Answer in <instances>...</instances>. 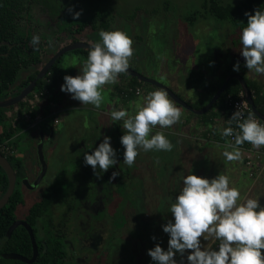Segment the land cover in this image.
<instances>
[{"label":"flooded vegetation","instance_id":"af4514ba","mask_svg":"<svg viewBox=\"0 0 264 264\" xmlns=\"http://www.w3.org/2000/svg\"><path fill=\"white\" fill-rule=\"evenodd\" d=\"M89 1L0 0V78L9 63L17 70L16 84L5 89L0 96H15L22 83L33 74L38 75L57 51L72 42L81 41L76 36L82 35L85 27L97 28L100 21L101 26L103 22L110 23L102 3ZM111 2L114 3L113 0ZM75 12L81 13L79 17L74 16ZM105 17L108 21L103 19ZM33 35L40 36L36 48L31 44ZM64 58L59 59L60 63ZM39 80L46 82L45 79ZM50 85L47 86L50 88ZM42 88L37 82L31 97L48 100L47 105L36 106L35 117L38 120L33 128L22 137L16 135V138L21 137L22 146H18L17 141V148L12 147L13 154L0 149L17 175L15 191L0 209L2 217L10 219L7 232L0 241V250L3 249L0 258L4 254L20 255L27 260L34 258L35 247L29 226L37 244L34 261L8 260L18 261V264H121L137 259L138 254L129 248L134 240L122 230L132 225L138 191L143 187L145 191L147 188L153 190L151 185L144 183L145 172L137 171L139 168L135 163L131 167L126 165L123 146L113 140L111 143L118 150L119 164L105 173L100 172L102 178H98L92 167L85 165L83 154L91 153L103 139L90 138L76 143L71 137L78 134L77 129L71 132L69 140L66 136L69 132L62 135L59 131L61 119L56 124L51 116L53 110L60 111L59 105L56 102L50 104L49 95H43ZM0 125L9 128L6 120H2ZM41 151L46 163L45 171L40 161ZM113 172L118 174L114 179ZM25 177L32 183L38 181L37 187L31 189L24 185L22 180ZM13 196L21 200L16 206L15 201H11ZM11 206L14 208L10 217L8 209ZM142 216L146 217L145 213ZM15 222L19 225L9 234Z\"/></svg>","mask_w":264,"mask_h":264},{"label":"rangeland","instance_id":"374dc122","mask_svg":"<svg viewBox=\"0 0 264 264\" xmlns=\"http://www.w3.org/2000/svg\"><path fill=\"white\" fill-rule=\"evenodd\" d=\"M90 1L92 3H102V8L107 10L108 18H110L109 26L108 28L101 26L100 21L97 28L85 27L83 34L79 37L76 36V38L82 39L81 41L88 44H93L101 41L99 36L101 30L124 31L133 41L134 53L129 58V67L144 76H155L152 79L160 82H167L169 77L166 74L169 73V76L174 79V83L177 84H173L175 90H179L185 81H191L190 76L192 75L195 76L196 85L202 84L209 87L213 82L220 83L226 75L223 73L224 67H227L232 61L235 63L239 61L240 64L244 61L239 52L241 43L238 39L240 34L236 35L241 33L242 30H238L229 22L218 21L209 11L202 8L203 0H113V4L112 0ZM166 1L169 2L168 7H165ZM221 1L223 3H238L242 0ZM89 5L93 6L91 3ZM137 7H142V11L136 15ZM156 8H158L157 12L155 11ZM198 10L202 12L199 13L197 21L193 24L188 23L187 16ZM106 18L103 19L108 21ZM65 57V59L79 57L78 59L81 61L79 67H76L75 70H69L70 75L76 76L78 73H82L83 68L81 67H83L87 57L82 54L76 56L72 52ZM171 72H173V75ZM119 77L122 86L129 90L130 77L128 73H120ZM197 79L204 80L198 83ZM62 84L60 82L58 85L51 86L54 97L64 108L70 106L73 110L67 109L64 116L62 115L64 122L59 125L60 133L64 135L69 132L66 135L69 140L72 136L71 132L77 129L80 134H74L71 137L76 143L89 141V136L93 140L94 137L102 138L104 134L99 132V129L93 125L90 119L91 114H102L94 110L95 106L85 105L80 101L77 102L71 98L70 94L62 92ZM142 86L145 92H142L141 99L144 98L146 92L148 93L147 90L153 87L149 83H142ZM102 94L104 96L102 103L110 106L109 93L102 91ZM179 94L183 97L182 99L189 98L184 91ZM128 96L124 98L119 93L117 94L118 104L124 105V109L127 111L129 102L137 98V95L132 92ZM27 101H32L41 107L44 104L43 99H33L31 95L27 98ZM99 108L103 110L104 105L101 104ZM14 109H16V106L1 108L0 114H5L10 118L14 113ZM83 115L88 116L86 121L83 120L85 125L75 127V122L72 125L70 124V121ZM193 116L190 114L188 117L191 119ZM101 120L106 124L108 118L103 117ZM182 128L179 121L170 128L159 126V131L153 129L150 135L163 132L174 145L173 149L171 151L151 150L148 152L141 149L134 162L139 168L137 171H141L143 174L145 172L144 180L146 182L144 183H148L147 186L151 185L153 190L147 188V191H145L143 187L136 194L137 205L136 211L133 212L132 225L127 226L125 230H122V233H128L131 239L134 240V244L130 243L129 248L132 252L137 253L138 257L131 260V262L121 264H151V258L147 254L148 249L153 248L156 243H160L165 250L167 249L169 237L168 234L163 232L162 225L168 219H172L169 209L182 189L183 178L186 175L194 173L211 179L218 174L225 175V172L228 173L230 170L229 165L233 169L231 161H228L223 155L225 150L229 151L225 145H216V150H214L213 148L208 149L211 145L205 144L202 145V148L207 152H199L192 147L191 140L177 135V129L181 130ZM106 130L112 138L111 141L117 140L119 143L120 137L126 131L123 129L122 121L117 122L114 128L109 126ZM220 139L225 138L220 137ZM225 140L228 142L227 139ZM11 144L15 149L17 148L14 142ZM22 144L19 141L18 146L21 147ZM16 155L18 154L16 153ZM80 156L79 154V158ZM147 161L150 162L151 167L146 165ZM235 174L237 173L235 172ZM241 176L246 177L245 174H240L239 177ZM234 187L240 190L243 198L238 203H243L247 198H259L260 204L264 206V188L253 189L250 193L249 184L244 183ZM243 192H247L246 195ZM144 213L146 217L142 216ZM153 236L157 238L155 241L152 239ZM216 241L214 236L209 235L204 243L206 247H215ZM262 253H264V250H262ZM175 258L178 261L180 260L179 255Z\"/></svg>","mask_w":264,"mask_h":264},{"label":"clouds","instance_id":"9594fccd","mask_svg":"<svg viewBox=\"0 0 264 264\" xmlns=\"http://www.w3.org/2000/svg\"><path fill=\"white\" fill-rule=\"evenodd\" d=\"M80 14L75 12L74 16ZM245 16L248 17L247 26L239 37L243 66L249 72L264 76V11L258 8L254 14L245 12ZM99 36L101 41L90 45L82 73L65 75L61 85V91L70 94L72 99L96 108L104 101L103 86L118 82V75L128 70L129 58L134 53L133 41L122 30H101ZM39 42L40 36L33 35L31 44L34 48ZM240 68L237 61L233 70L239 72ZM51 95L50 87L48 97ZM244 104L242 100L229 118V126L221 132L223 137L234 136V144L230 145L233 150L223 153L228 161L241 159L238 146L245 142L257 149L264 146V124L252 113L243 118L240 106ZM181 117L182 110L169 98L166 90L148 93L135 115H129L126 109L113 110L112 120L122 121L126 130L120 137L123 162L131 167L141 149L145 152L171 151L174 145L163 132L150 133L155 126L170 127ZM233 122L239 131L231 126ZM111 139L104 135L98 147L83 154L85 165L91 166L98 178H102L100 172L105 173L119 164L118 150ZM117 175L113 172L112 178ZM241 199L240 190L230 187L226 175L218 174L211 179L194 173L186 175L183 187L169 209L172 219L162 225L163 232L169 237L167 249L160 243L148 249L151 264H264V206L259 198H247L238 203ZM209 235L219 241L218 247L205 246L204 241ZM152 239L157 238L153 236ZM177 255L179 261L175 258Z\"/></svg>","mask_w":264,"mask_h":264},{"label":"crops","instance_id":"0c3cea01","mask_svg":"<svg viewBox=\"0 0 264 264\" xmlns=\"http://www.w3.org/2000/svg\"><path fill=\"white\" fill-rule=\"evenodd\" d=\"M239 34L240 33H237L236 35H239ZM238 41H240V40L238 39ZM240 48H241V45H240ZM76 56H78V54H76ZM65 58L62 60L61 64L57 66L56 71L59 74L60 79L58 80V82L55 85H58V83H60V82L64 83V76L70 75L69 70L70 69L75 70L76 67H79L81 64L80 59H78L79 57L78 58L70 57L68 59H65ZM234 63L235 62L232 61L231 63H229V65L227 67H224L223 73H225L228 69H233ZM243 65H244V61L241 62L240 71L239 72L235 71V73L242 75L245 79H248L251 82H254L260 86H263V93H264V76H262L260 74H256L254 72H249ZM81 68H83V67H81ZM171 74L173 75V72H171ZM166 75L169 77V78H167L168 79L167 82H164V81L163 82L161 81V82L164 83L165 85L169 86L181 98H183V97L179 93L181 91L186 92L188 94L189 98H187V99L184 98V99L186 102H188L193 107H195V105H199V104H205L206 105L210 101V99L212 98L211 94H210L211 87L214 85H219L221 83V82L220 83L213 82L209 87H206L202 84L196 85L195 84L196 81L191 82V83H189L188 81H185L184 84L180 86L179 90H175L173 84L174 85H177V84L174 83V79L169 76V73H167ZM148 77L153 78L155 76H148ZM129 84H130L129 88H132V87L136 88L137 87L136 84L131 80H130ZM152 86L153 87H150L147 90L148 93L156 91V90H162L159 87H156L154 85H152ZM140 88H142V90L145 92V90L143 89L144 87L142 85H140ZM102 91H106L109 93L111 104H110V106H107L104 103H102L104 105L103 110L101 108H94L95 111L99 112L102 115L91 114L90 119H91V122L93 123V125L97 129H99V132H102L104 135L109 136V133L106 130V128L109 126H112V128H114V126L117 125V122L113 121L111 118V112L113 110L124 109V105L118 104L117 94L119 93L121 96L126 98V97H129L128 95L131 92H127L126 88L122 86L119 75H118V82L117 83L104 85ZM132 93H134V92H132ZM148 93L146 92L144 98H142V99L140 98L142 96V94L139 96L137 95L136 96L137 98H134V100H131L129 102V104L127 106L129 115H135V113L138 110V107L143 105L145 98H146ZM50 98L53 101H55L56 104L59 105V106H57V108L61 112L58 115V117L61 119V122H64L62 115L64 116V113H66L67 109H72V108L70 106L68 108H64L62 104L60 105V103L54 97V91L53 90H52V95L50 96ZM169 98L171 100H173L170 96H169ZM75 101H77V100H75ZM47 102H48V100L44 99L45 106L47 105ZM173 102L175 103V105L177 107H179L182 110V117L180 119V123H181L183 128L181 130L177 129V135H181L182 137L191 140V143L193 145L192 147L196 148L199 152H207V151H204V149L202 148V145H205V144L211 145V147H208V149L213 148L214 150H216V145H219V146L225 145L229 149V151L233 150L232 147H230L228 142L225 140V139H227V137H223L221 134L222 129L224 127H228V125H229V118L227 116L225 117V114H223L222 111H219V116L216 119L217 121L214 122L215 119H212L211 116H208V117L203 116L206 113L203 115L196 114V113H193L192 111L184 108L183 106L179 105L174 100H173ZM25 105L29 106V104H27V103H25ZM20 108H17L18 111L20 110ZM196 109H198V108H196ZM37 110H38V107H35L34 109H30V110L26 111L28 114L31 115V118H26L25 122L30 124L32 119L35 118V116L37 115ZM190 114L194 115L191 119H190V117H188V116H190ZM0 116H2L3 121H4V118L7 121V119H6L7 116L5 114H2V115L0 114ZM86 117L88 118V116H84V118H81V117L75 118L72 121H70V124L72 125L75 122V124H76L75 127H78L81 125L83 126V125H85ZM103 117L108 118L106 124H104L103 121L101 120ZM83 120H85V121H83ZM21 122H24V120L18 121L19 125L22 124ZM4 123L6 124V122H4ZM8 127L9 128L6 127L7 128L6 130L8 132L13 133L12 137H14L18 134L21 135V137H22V135L26 133V127L19 128V129H16L11 125H8ZM158 127L159 126L157 125L153 129L156 131H159ZM160 130H162V129H160ZM78 134H80V131H78ZM21 137L13 139V140L10 139L11 143L14 142L15 144H17V141L22 142ZM220 137H223L225 139H220ZM90 138H91V136H89V139ZM94 139L98 140L101 138L94 137ZM102 139H103V137H102ZM260 148H264V146H261ZM239 149L241 151V159L231 161V163L233 164L232 165L233 169H231V166L229 165V168H230L229 172L228 173L225 172V175L230 180V187H234L236 185H242L244 183L249 184V192L250 193L253 189L255 190L256 188L257 189L258 188H264V160L259 162V164H258L259 170L256 171L255 177L251 178L248 176L249 174H248L246 168L244 167L245 150L242 149L241 147H239ZM149 163L150 162L147 161L146 165L150 166ZM147 172H149V170H147ZM235 172L237 174H235ZM240 174H245L246 177L245 178L243 176L239 177ZM246 193L247 192H243V194H245V195H246ZM247 196H248V194H247ZM247 196H244V197H247Z\"/></svg>","mask_w":264,"mask_h":264},{"label":"trees","instance_id":"16d2710c","mask_svg":"<svg viewBox=\"0 0 264 264\" xmlns=\"http://www.w3.org/2000/svg\"><path fill=\"white\" fill-rule=\"evenodd\" d=\"M168 3L169 2L166 1L165 7H168ZM202 8L205 9L206 11H209V13L212 16L216 17L218 19V21L229 22L238 30H242L244 27L247 26L246 24H247L248 17L245 16V12H250V13L254 14V10L258 9V8L261 11H264V0H242L238 3H233V2L232 3H230V2L223 3L221 0H203ZM157 9L158 8L155 9L156 12H157ZM141 11H142V7H137L135 14L137 15ZM201 12H202L201 10H198V11H195L192 15L187 16V22L190 24H193L195 21H197L198 15ZM103 26L108 27L109 23L103 22ZM74 52H80V53H82V55H85L87 57L89 49H78V50H75ZM59 63H60V60H58L56 62V64L51 68L48 76L46 77V78H49L52 82L50 87L52 85H55L58 82V80L60 79L59 74L56 71ZM16 71L17 70L12 63H9L4 68V73L0 78V95L3 94L5 89H10L13 85L16 84V82H17ZM232 73H235V71L233 69H228L225 72L226 75L224 76L223 81H221V83L219 85H214L211 87V91H210L211 97H213L215 95V93L219 90V88L222 86L225 78L229 74H232ZM36 74L37 73L28 77L22 83L20 90L22 88L28 86L36 78V76H37ZM129 77H130V80L133 81L137 87H140V85H142V83H144L136 77H133L130 75H129ZM194 77L195 76H193V75L190 76L191 81H188V82L191 83L193 81H196V80H194ZM203 80L204 79H202L200 81V79H197L198 83L203 82ZM246 81H247V83H248V85H249V87L253 93L254 101H255V104H256L258 110L260 112L264 113L263 86H260L254 82H251L248 79H246ZM38 85L40 87H44L46 85V82H43V80H39ZM20 90H18L14 95L19 94ZM242 92H243V90H242L240 82L237 79H232L229 83L228 88L221 95L219 100L214 104V106L211 108V110L203 116L204 117L211 116L212 119H215L214 122H216L217 121L216 119L219 116V111H222L223 114H225V117L227 116L228 118H230L232 114H231V108L228 104V95L231 94L234 97H239ZM6 98H9V96L8 97L0 96V100L6 99ZM23 104H25V102L24 103L22 102V105ZM204 106H205V104L195 105V107L198 109H202V108H204ZM233 123L235 124V122H233ZM233 123L231 124V126H234ZM6 129L7 128L4 125L3 126L0 125V143L13 138L12 137L13 133L8 132ZM8 184H9V182H8L7 175L4 171V169L0 166V197L7 190ZM11 201H15V206L21 202V200L16 198V196H13ZM13 208H14V206H11L10 209H8V213H9L10 217L12 216ZM9 225H10V219L5 220L2 217V214L0 213V241L4 238ZM218 244H219V241H216L215 247H218ZM0 249H1V247H0ZM2 250H0V252ZM0 264H18V261L8 260V259H4L2 257V258H0Z\"/></svg>","mask_w":264,"mask_h":264},{"label":"water","instance_id":"95a60500","mask_svg":"<svg viewBox=\"0 0 264 264\" xmlns=\"http://www.w3.org/2000/svg\"><path fill=\"white\" fill-rule=\"evenodd\" d=\"M90 45L91 44H88V43L83 42V41H76V42H72V43L66 45L65 47H63L62 49L57 51L52 56V58L43 66V68H41L37 77L28 86L22 88L20 90L19 94L15 95V96H11V97L6 98V99H1L0 100V109L5 108V107L16 106V109H14V114H12L10 118H8V117L6 118L8 125L10 124L11 126H13L16 129L26 127V132L29 131L32 126L29 123L25 122L26 117L23 114V110H24V112H26L30 109H34L37 106L32 101L28 102L27 98L34 92V89L37 86L38 80L43 79L45 76H47L48 73L50 72L51 68L55 65V63L60 58H62L63 56H67L68 53L74 52L75 50H78V49H90ZM126 72L130 76L136 77L144 83H149V84H152L156 87H159L162 90H166L169 93V96L176 103H178L179 105L183 106L184 108L192 111L193 113L200 114V115H203V114L209 112L211 110V108L214 106V104L219 100L221 95L226 91V89L229 86L230 81L232 79H237L241 84L242 90L245 94V98L248 101V103L250 104L252 112L264 120V114L258 110V108L255 104V101H254L253 93H252L246 79L238 73L229 74L226 77V79L224 80V83L222 84V86L215 93V95L210 99V101L204 106V108L196 109L195 107L191 106L188 102H186L184 99H182L178 94H176L169 86L165 85L164 83L157 81L155 79H152L150 77L144 76L140 72H138L137 70L130 68V67L128 68V70ZM31 100H32V98H31ZM22 102L29 104V106H26L25 104L22 105ZM17 108H20V110L18 111ZM0 119H1L0 122H2V116H0ZM20 120L21 121L24 120V122H21L22 124L19 125L18 121H20ZM14 139H16V136H14ZM40 161L44 164L43 170L45 171L46 170V163H45V159H44V155H43L42 151L40 152ZM0 166L6 171V173L8 174V178H9L8 190L5 193V195L0 199V209H1L9 202L11 196L13 195V193L15 191L16 184H17V175H16V172H15L13 166L11 165L10 161L8 160V158L5 155H3V153L1 151H0ZM44 171L42 172L40 178L44 174ZM22 183L24 185H26L27 187L29 185L31 189L36 188L38 185V181L35 183H32V182H30L28 177H25L22 180ZM23 224L25 226H28L26 223H23ZM17 225H19V222H15L10 227L8 233L11 234V232H13V230L17 227ZM28 229L31 232L34 247H35L34 258L32 260H27L26 258H24L20 255H16V254H4L3 255L4 258H6V259H21L22 261H27L30 263H32L34 261L35 256L37 254V244H36L35 237L32 233V230L29 226H28Z\"/></svg>","mask_w":264,"mask_h":264},{"label":"built area","instance_id":"2783aa9c","mask_svg":"<svg viewBox=\"0 0 264 264\" xmlns=\"http://www.w3.org/2000/svg\"><path fill=\"white\" fill-rule=\"evenodd\" d=\"M46 81V85H48L49 83H51V80L49 78H45ZM44 86L42 89V94L43 95H50V88L48 86ZM127 92H134L136 95H141L143 90L140 87H136V88H129V90H127ZM37 95L35 94V97ZM242 100L245 101L244 105L240 106V110L243 113V118H247L249 113H252V109L250 104L248 103V101L245 98L244 93L242 92L240 94L239 97H234L233 95L229 94L228 95V104L231 108V114H233L234 111L237 110V107L241 104ZM50 104H54V101L50 100ZM23 114L26 118H31V115L28 114L27 112H24L23 110ZM60 114V111H58L57 109L53 110V112L51 113V116H53L55 118V123L58 124L60 122V118L58 117V115ZM256 116V118L260 121V123L264 124V120L261 119L260 117H258L256 114H254ZM37 117L33 118L31 121V126H33L36 122H37ZM236 131H239V129L236 126V122L234 124V126H232ZM13 140V138L11 139ZM11 140H6L0 143V149L2 151H5L7 154H13V146L11 144ZM228 140V144L232 145L234 144V136L233 137H227ZM239 147H241L242 149L245 150V164L244 167L246 168L249 176L251 178L255 177L256 171L258 170V164L259 162L264 160V148H255L253 147V145L249 142H245L244 144L240 145Z\"/></svg>","mask_w":264,"mask_h":264},{"label":"bare ground","instance_id":"6f19581e","mask_svg":"<svg viewBox=\"0 0 264 264\" xmlns=\"http://www.w3.org/2000/svg\"><path fill=\"white\" fill-rule=\"evenodd\" d=\"M229 107V106H228ZM234 124V123H233ZM33 128V127H32ZM5 154V153H4ZM259 170V169H258Z\"/></svg>","mask_w":264,"mask_h":264}]
</instances>
